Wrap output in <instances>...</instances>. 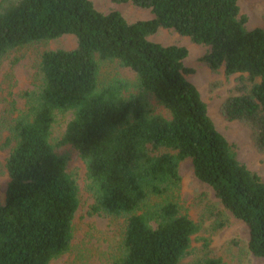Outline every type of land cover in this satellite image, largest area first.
I'll return each mask as SVG.
<instances>
[{
    "label": "trees",
    "instance_id": "1",
    "mask_svg": "<svg viewBox=\"0 0 264 264\" xmlns=\"http://www.w3.org/2000/svg\"><path fill=\"white\" fill-rule=\"evenodd\" d=\"M115 1L153 16L129 22L92 0H0V60L30 43L77 38L75 47L43 51L42 82L24 92V110L1 113L0 134L12 147L0 199V264H50L72 249L78 185L50 138L55 112L67 110L73 117L59 143L72 144L86 164L91 212L126 217L115 264H180L189 253L199 225L179 204L187 158L220 205L246 224L249 252L264 258V180L238 159L186 77L194 72L183 62L188 49L149 39L172 28L208 46L202 61L235 75L222 115L246 125L264 152V28H247L239 0ZM110 60L131 68L136 83L115 77L100 85L101 62ZM201 264L228 262L211 255Z\"/></svg>",
    "mask_w": 264,
    "mask_h": 264
},
{
    "label": "rangeland",
    "instance_id": "2",
    "mask_svg": "<svg viewBox=\"0 0 264 264\" xmlns=\"http://www.w3.org/2000/svg\"><path fill=\"white\" fill-rule=\"evenodd\" d=\"M92 1L102 12L119 10L129 22L153 16L150 8L137 6L131 1L121 3L115 0ZM239 4L241 14L247 16V28H264V0H239ZM149 39L164 45H183L188 49V55L183 62L185 66L194 68V72L186 73V77L198 87L203 100L207 103L210 117L233 146L238 159L264 180V152H259L254 146L250 129L239 121L227 120L221 113V105L233 85L235 75L226 78L223 67L217 71L211 70L202 61L209 47L194 42L190 37L183 36L172 28H160L151 34ZM76 44V36L65 34L56 39L15 48L4 55L0 60V116L7 106L13 111L11 117L18 116L24 110L26 103L24 92L36 88L42 82L40 59L43 51L71 48ZM115 77L127 79L132 85L137 81V75L131 68L120 65L117 60L102 61L100 85ZM216 81H221V84L214 87L213 82ZM12 103L14 106H11ZM72 117V110L56 111L50 138L55 151L68 156L67 170L76 179L79 206L73 219L72 249L53 259L50 264H115L120 253L126 217L91 212L95 196L88 185L86 164L72 144L59 143ZM11 147L6 145V135L0 134L2 201L9 181L5 161ZM179 172L182 177L178 192L181 210L199 225V231L192 236L189 253L180 264H201L204 257L211 255L223 256L228 264H264L263 257L255 256L248 250L249 233L246 224L220 205L212 188L195 176L189 158L180 162ZM218 221L227 224L216 229ZM233 240H237L239 245L233 243ZM206 245L208 247H205Z\"/></svg>",
    "mask_w": 264,
    "mask_h": 264
}]
</instances>
